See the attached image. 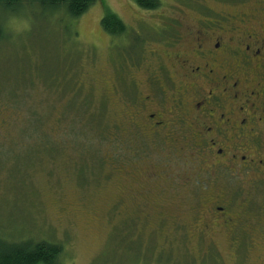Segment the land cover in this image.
Here are the masks:
<instances>
[{
  "label": "rangeland",
  "instance_id": "1",
  "mask_svg": "<svg viewBox=\"0 0 264 264\" xmlns=\"http://www.w3.org/2000/svg\"><path fill=\"white\" fill-rule=\"evenodd\" d=\"M160 2L148 11L134 0H96L78 19L0 6V240L61 245L63 264H264V243L182 241L171 231L173 214L152 225L142 196L129 195L132 183L117 173L120 155L125 163L134 150L154 152L135 132L132 141L123 135L133 112L128 90L146 77L128 69L139 63L132 52L174 31L178 18L193 25L232 8L227 0ZM110 13L126 36L102 28ZM137 156L140 165L148 159Z\"/></svg>",
  "mask_w": 264,
  "mask_h": 264
},
{
  "label": "flooded vegetation",
  "instance_id": "2",
  "mask_svg": "<svg viewBox=\"0 0 264 264\" xmlns=\"http://www.w3.org/2000/svg\"><path fill=\"white\" fill-rule=\"evenodd\" d=\"M227 1L229 11H204L213 18L193 25L178 18L174 31L132 52L139 63L128 69L146 77L132 80L135 96L128 90L123 135L132 141L135 132L154 152L134 150L125 163L120 155L117 173L132 183L129 195L142 196L152 225L173 214L182 241L214 245L226 235L252 247L264 243V0ZM137 153L148 157L143 165Z\"/></svg>",
  "mask_w": 264,
  "mask_h": 264
},
{
  "label": "trees",
  "instance_id": "3",
  "mask_svg": "<svg viewBox=\"0 0 264 264\" xmlns=\"http://www.w3.org/2000/svg\"><path fill=\"white\" fill-rule=\"evenodd\" d=\"M138 7L148 11L158 10L160 0H134ZM96 0H0V6L8 13L19 9H38L37 11L65 12L71 19L83 16ZM102 28L110 35L127 34L124 22L115 14H108L101 21ZM0 23V39L5 31ZM61 245L46 241H3L0 240V264H63Z\"/></svg>",
  "mask_w": 264,
  "mask_h": 264
},
{
  "label": "clouds",
  "instance_id": "4",
  "mask_svg": "<svg viewBox=\"0 0 264 264\" xmlns=\"http://www.w3.org/2000/svg\"><path fill=\"white\" fill-rule=\"evenodd\" d=\"M15 22L13 21V24H14Z\"/></svg>",
  "mask_w": 264,
  "mask_h": 264
}]
</instances>
